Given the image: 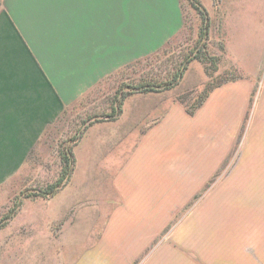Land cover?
<instances>
[{
    "label": "rangeland",
    "instance_id": "1",
    "mask_svg": "<svg viewBox=\"0 0 264 264\" xmlns=\"http://www.w3.org/2000/svg\"><path fill=\"white\" fill-rule=\"evenodd\" d=\"M178 1L180 29L91 85L0 186V264H264V0H198L207 30ZM96 127L124 132L119 185L76 173Z\"/></svg>",
    "mask_w": 264,
    "mask_h": 264
},
{
    "label": "crops",
    "instance_id": "2",
    "mask_svg": "<svg viewBox=\"0 0 264 264\" xmlns=\"http://www.w3.org/2000/svg\"><path fill=\"white\" fill-rule=\"evenodd\" d=\"M182 23L178 0L4 2L0 8V186L20 173L48 127L91 85L157 49ZM117 133L124 134L91 129L77 147L76 173L89 177L88 171L95 170L112 180L109 184L122 183L113 180L127 176L130 156L113 153L109 141ZM101 146L106 150L98 153ZM115 161L117 166H108Z\"/></svg>",
    "mask_w": 264,
    "mask_h": 264
},
{
    "label": "trees",
    "instance_id": "3",
    "mask_svg": "<svg viewBox=\"0 0 264 264\" xmlns=\"http://www.w3.org/2000/svg\"><path fill=\"white\" fill-rule=\"evenodd\" d=\"M195 3L196 8L204 14V18L206 19V24H205V30L208 28V22H207V17H206V9L198 2V0H192ZM68 161H70V158L66 153H63L62 155V162H63V172L65 173L67 170H69L68 167Z\"/></svg>",
    "mask_w": 264,
    "mask_h": 264
}]
</instances>
